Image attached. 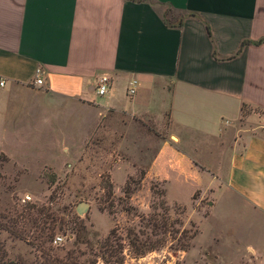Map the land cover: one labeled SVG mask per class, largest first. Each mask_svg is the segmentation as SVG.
Here are the masks:
<instances>
[{
  "label": "crops",
  "instance_id": "crops-1",
  "mask_svg": "<svg viewBox=\"0 0 264 264\" xmlns=\"http://www.w3.org/2000/svg\"><path fill=\"white\" fill-rule=\"evenodd\" d=\"M0 81L77 108L84 130L106 119L145 180L264 218V0H0Z\"/></svg>",
  "mask_w": 264,
  "mask_h": 264
},
{
  "label": "rangeland",
  "instance_id": "rangeland-1",
  "mask_svg": "<svg viewBox=\"0 0 264 264\" xmlns=\"http://www.w3.org/2000/svg\"><path fill=\"white\" fill-rule=\"evenodd\" d=\"M58 104L0 90V264L40 260L30 217L49 227L50 254L72 264H264V218L227 198L209 211L208 194L199 202L198 191L145 180L138 143L121 152L106 119L84 130L89 115Z\"/></svg>",
  "mask_w": 264,
  "mask_h": 264
},
{
  "label": "trees",
  "instance_id": "trees-1",
  "mask_svg": "<svg viewBox=\"0 0 264 264\" xmlns=\"http://www.w3.org/2000/svg\"><path fill=\"white\" fill-rule=\"evenodd\" d=\"M169 12L170 11L165 10L163 15V21L167 26L168 24L166 23V16L169 15ZM30 208L32 209L34 207L30 206L28 207V210H30ZM40 213L41 211L38 212V216H40ZM27 216H29V214ZM30 224H31V228L35 232V236L32 237L31 245L39 253V258H40V260L37 262L35 261L34 264H72L67 257L64 260L58 259L50 254L51 250L46 249L47 247H45V244L49 242V237H50V229L49 227H47L46 222L39 223L37 222V218L30 217ZM10 234L18 239L21 238L23 239L21 235L22 231L20 233H18L17 231L10 232ZM100 249L102 250L100 259L103 260L104 263L109 262L110 259L114 258V255L111 253L112 252L111 245L108 243L106 239L105 241H103ZM139 254H142V252H140Z\"/></svg>",
  "mask_w": 264,
  "mask_h": 264
},
{
  "label": "built area",
  "instance_id": "built-area-1",
  "mask_svg": "<svg viewBox=\"0 0 264 264\" xmlns=\"http://www.w3.org/2000/svg\"><path fill=\"white\" fill-rule=\"evenodd\" d=\"M42 84V81H41V69L40 68H36L35 71H34V78H33V82H32V85L33 86H40ZM135 84V81H131L129 83V85H134ZM3 85V82L0 81V87ZM108 86H109V78L105 75H100L97 77V79L95 80V83H94V93L96 96L98 97H102L104 96L106 93H107V89H108ZM134 92V89L131 87V89L128 90V93L131 95L133 94ZM260 130L262 132H264V115L262 116V123H261V126H260ZM28 198H25V200H27ZM62 242V238L59 237V236H56L53 238L52 240V244L53 245H58Z\"/></svg>",
  "mask_w": 264,
  "mask_h": 264
},
{
  "label": "water",
  "instance_id": "water-1",
  "mask_svg": "<svg viewBox=\"0 0 264 264\" xmlns=\"http://www.w3.org/2000/svg\"><path fill=\"white\" fill-rule=\"evenodd\" d=\"M88 209V205L86 203H79L77 208H76V212L77 214L81 215L83 213H85Z\"/></svg>",
  "mask_w": 264,
  "mask_h": 264
}]
</instances>
